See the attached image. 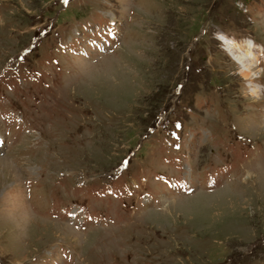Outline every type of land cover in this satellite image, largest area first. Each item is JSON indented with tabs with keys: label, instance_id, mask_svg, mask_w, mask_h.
<instances>
[{
	"label": "rangeland",
	"instance_id": "rangeland-1",
	"mask_svg": "<svg viewBox=\"0 0 264 264\" xmlns=\"http://www.w3.org/2000/svg\"><path fill=\"white\" fill-rule=\"evenodd\" d=\"M217 32L264 0H0V264H264V77Z\"/></svg>",
	"mask_w": 264,
	"mask_h": 264
},
{
	"label": "clouds",
	"instance_id": "clouds-1",
	"mask_svg": "<svg viewBox=\"0 0 264 264\" xmlns=\"http://www.w3.org/2000/svg\"><path fill=\"white\" fill-rule=\"evenodd\" d=\"M213 38L222 42V48L225 50H231L233 48L240 50V45L235 41V38L229 39L225 34L220 32L214 33ZM242 43L247 46V51L242 54L241 60L250 61L249 67L255 68L256 71L251 72L250 75H245L243 71L238 73L243 79H259L264 77V44H259L253 37H245ZM248 91L244 93L245 98L253 102L264 101V85H247Z\"/></svg>",
	"mask_w": 264,
	"mask_h": 264
},
{
	"label": "bare ground",
	"instance_id": "bare-ground-1",
	"mask_svg": "<svg viewBox=\"0 0 264 264\" xmlns=\"http://www.w3.org/2000/svg\"><path fill=\"white\" fill-rule=\"evenodd\" d=\"M241 45H244L243 43ZM241 52L244 51V53L247 51V46L240 47ZM237 52V51H236ZM242 56V55H241ZM241 56L236 57V60L238 61L239 64L242 66V71L245 73V75H249V72L252 70L248 65L245 64V60H241ZM264 120V117H263Z\"/></svg>",
	"mask_w": 264,
	"mask_h": 264
}]
</instances>
